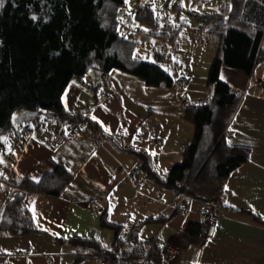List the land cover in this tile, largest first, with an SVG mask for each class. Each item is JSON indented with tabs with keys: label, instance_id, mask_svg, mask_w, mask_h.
<instances>
[{
	"label": "crops",
	"instance_id": "0c3cea01",
	"mask_svg": "<svg viewBox=\"0 0 264 264\" xmlns=\"http://www.w3.org/2000/svg\"><path fill=\"white\" fill-rule=\"evenodd\" d=\"M160 52L167 54L169 47L166 45ZM174 59L177 60L175 55ZM166 61L172 62L168 58ZM262 67L264 59L251 76L227 67L221 72V79L242 95L228 138L232 144L250 146V159L232 173L220 203L185 197L178 211L171 207L176 191L149 178L140 169L141 159L124 147L150 154L155 170L167 177L183 160L182 150L192 143L195 134L193 125L184 119V93H188L186 99H191L195 92L207 93V86L203 89L199 82L194 83L199 79L195 74L181 72L172 87L157 89L123 70L112 72L109 86H101L103 76L97 69L90 70L83 80L73 81L63 96L65 109L76 117L83 115L94 121L105 134L131 142L120 144V150L85 131L71 138L70 124L49 113L33 121L21 135L20 157H14L12 167L15 176L0 179V220L10 198L19 191L13 179L29 177L39 181L61 163L74 174V180L61 196L27 194L26 205L39 231L24 236L0 233V264H76L81 253L88 258L78 264H108L104 258L91 256L87 249L69 243L78 237L97 238L105 246H113L106 243L110 234L106 231L109 229L101 227V214L89 209L93 199L100 201L112 222L124 227L139 223L136 232L140 241L158 239L163 264H264ZM229 75H233L232 80ZM181 78L187 79L182 87ZM192 82L199 86L190 87ZM204 99L198 95V100L191 102ZM16 123L19 115L15 129ZM217 207L225 218L218 223L215 236L189 244L185 236L189 224L206 223L205 212ZM171 249L177 252L174 259Z\"/></svg>",
	"mask_w": 264,
	"mask_h": 264
},
{
	"label": "trees",
	"instance_id": "16d2710c",
	"mask_svg": "<svg viewBox=\"0 0 264 264\" xmlns=\"http://www.w3.org/2000/svg\"><path fill=\"white\" fill-rule=\"evenodd\" d=\"M0 5V136L15 131V117L21 113H49L62 123L85 121L87 134L100 136L122 150L120 144L131 139L107 135L94 121L83 115L76 117L65 109L63 96L68 86L83 80L92 69L102 73L101 86H109L115 70L140 78L148 87H172L175 83L163 68L170 56L159 52L158 63L141 60L136 56V44L120 35L126 0H0ZM137 16L141 18L139 13ZM195 16L202 23L197 32L218 45L209 72L215 94L209 102L193 103L184 98V119L193 125L195 134L192 143L183 149V160L163 177L155 170L150 154L131 146L124 148L141 159L140 169L159 185L186 197L220 203L232 173L251 155L250 146L232 144L226 136L242 95L221 79V72L227 67L251 76L264 59V0H232L220 12ZM141 19L161 30L147 39L156 35L176 44V26L161 28L151 9ZM7 171L9 177L4 174L0 179L15 176L12 167ZM13 180L19 191L8 202L0 220V233L24 236L39 231L26 205L27 194L61 196L73 182L74 174L57 163L39 181L29 177ZM101 227L114 231L116 242L124 233V226L112 222L106 211L101 213ZM137 229L130 231L131 243L122 246L124 264H163L162 249L155 245L149 252L154 240L140 241ZM207 229L208 222L189 224L185 231L188 243L204 241ZM69 243L87 249L91 256L106 259L108 264H119V245L107 247L97 238L82 237ZM85 258L88 257L81 253L75 263Z\"/></svg>",
	"mask_w": 264,
	"mask_h": 264
},
{
	"label": "rangeland",
	"instance_id": "374dc122",
	"mask_svg": "<svg viewBox=\"0 0 264 264\" xmlns=\"http://www.w3.org/2000/svg\"><path fill=\"white\" fill-rule=\"evenodd\" d=\"M143 1L144 2L140 4V0H126L125 13L122 15L121 24L119 25L120 35L136 44L135 52L139 59L153 63H158L157 54L167 45L169 47V52L165 55L167 57L170 56L172 62L163 65V68L171 72L176 81H178L179 72L185 75L195 74L199 79L194 83L199 82L200 85L204 86L203 89L207 86V93L198 94L195 92L192 94L193 97H191V99L197 101L198 95H200V97L205 98L202 101H211L215 94V88L209 82V72L218 54V45L214 41L205 40V38H202L199 32H197L202 23L195 14L220 12L221 5L225 3L226 5L231 4L232 0ZM149 9L152 11L155 9V11H153L155 13V19H157L158 23H161V28H164V26L177 27L178 39L176 44L156 35H152L147 39L152 33L161 32V30L155 29L151 25L142 22L141 18H146ZM137 13H139L141 18L138 19ZM145 29H147V31H145ZM174 55L178 61L174 59ZM263 70L264 68L262 67L261 71ZM229 77L232 80L233 75H229ZM186 83V78L179 79L181 87ZM194 83H190V87L199 86ZM152 89L157 88L152 87ZM184 95L188 98V93H184ZM105 98L106 97H102V99ZM151 98L154 99L153 96ZM191 99L189 100L191 101ZM15 118H17V116ZM32 123L33 121L24 122L22 124L16 123V129L12 134L0 137V160H3V163H0V173H2L0 176L7 174L6 176L9 177V172L7 170L13 167L14 157H20L18 149H21L22 145H19L18 139ZM106 231L110 234V239L106 238V243H112L111 245H113L114 232L111 230Z\"/></svg>",
	"mask_w": 264,
	"mask_h": 264
},
{
	"label": "built area",
	"instance_id": "2783aa9c",
	"mask_svg": "<svg viewBox=\"0 0 264 264\" xmlns=\"http://www.w3.org/2000/svg\"><path fill=\"white\" fill-rule=\"evenodd\" d=\"M143 2H144L143 0H140V4ZM85 128H86V124L81 122V121H77V122L72 123L69 126L70 137L71 138H77L78 136H80L83 133ZM182 152H183V150H182ZM185 197H186V195L184 193L177 191L174 204L171 207L174 208L175 210L181 209V207L184 204ZM88 205H89V208L97 214H101L104 211V207L98 199L91 200ZM224 217H225V214L220 210L219 207L215 208L210 213L205 212L204 218H206L209 221V226H208L207 234H206L207 238L211 239L215 236L217 225ZM138 227H139L138 223H135L134 225L129 226V227H124V233L120 237L124 241L130 242L131 241L130 231L133 228H138ZM171 252H172L171 258L174 259L176 257L177 252L175 249H171ZM147 258H148V256H147Z\"/></svg>",
	"mask_w": 264,
	"mask_h": 264
},
{
	"label": "bare ground",
	"instance_id": "6f19581e",
	"mask_svg": "<svg viewBox=\"0 0 264 264\" xmlns=\"http://www.w3.org/2000/svg\"><path fill=\"white\" fill-rule=\"evenodd\" d=\"M81 122H83V123H85L86 124V127H87V123L85 122V121H81ZM228 133H229V130L226 132V136H228ZM175 196H176V194H175ZM175 200V199H174ZM89 206V205H88ZM90 209V208H89ZM91 210V209H90ZM92 211V210H91ZM93 212V211H92ZM95 213V212H94ZM95 214H97V213H95ZM225 218V217H224ZM207 222H208V226H209V221L207 220ZM138 225H139V227H140V224L138 223ZM119 241H114V244L113 245H115V248H116V245H119L118 247V249H120V251H117V258L119 259L118 260V262H119V264H124V261H123V259H124V257H123V255H122V252H123V249H122V246L124 245V244H126V245H128V244H130L131 243V241L130 242H126V241H124L121 237H119V239H118ZM158 242H159V240L158 239H155L153 242H152V244L150 245V248H149V252L152 250V248L156 245V246H158ZM117 243V244H116ZM149 252L146 254V256H145V259L143 260V261H145L146 260V258H147V256H148V254H149ZM106 260V259H105Z\"/></svg>",
	"mask_w": 264,
	"mask_h": 264
},
{
	"label": "water",
	"instance_id": "95a60500",
	"mask_svg": "<svg viewBox=\"0 0 264 264\" xmlns=\"http://www.w3.org/2000/svg\"><path fill=\"white\" fill-rule=\"evenodd\" d=\"M39 118L38 112L21 113L19 116V123L35 121Z\"/></svg>",
	"mask_w": 264,
	"mask_h": 264
},
{
	"label": "snow or ice",
	"instance_id": "6c2138e0",
	"mask_svg": "<svg viewBox=\"0 0 264 264\" xmlns=\"http://www.w3.org/2000/svg\"><path fill=\"white\" fill-rule=\"evenodd\" d=\"M0 6H2V5H0ZM193 10H195V9H193ZM153 11H155V9H153ZM145 31H147V29H145ZM93 119H95V117H93ZM105 131H108V130L105 129ZM153 155H155V153H153ZM0 163H3V160H0ZM0 175H2V173H0Z\"/></svg>",
	"mask_w": 264,
	"mask_h": 264
}]
</instances>
